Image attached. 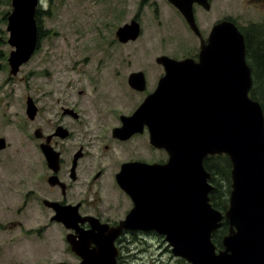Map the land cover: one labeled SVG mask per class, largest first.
Wrapping results in <instances>:
<instances>
[{"label": "water", "instance_id": "obj_1", "mask_svg": "<svg viewBox=\"0 0 264 264\" xmlns=\"http://www.w3.org/2000/svg\"><path fill=\"white\" fill-rule=\"evenodd\" d=\"M39 1H12L8 18V42L15 48L9 58L12 74L36 50ZM185 12L193 26L191 7ZM139 35L135 22L117 31L124 43ZM199 56L198 64L159 57L165 76L158 89L132 117H123L120 136L126 130L135 133L140 122V130L149 129L151 146L166 150L169 159L165 164L124 166L118 184L134 209L122 225L166 236L173 255L190 264H264V112L249 97L253 79L245 37L235 24L225 21L214 27ZM141 77L136 73L131 82L142 83ZM222 155L232 168L225 213L210 203L214 187L204 166L207 158ZM224 219L229 232L218 249L212 236ZM100 251L92 256V264H112L108 239ZM82 264H91L89 258L84 257Z\"/></svg>", "mask_w": 264, "mask_h": 264}, {"label": "flooded vegetation", "instance_id": "obj_2", "mask_svg": "<svg viewBox=\"0 0 264 264\" xmlns=\"http://www.w3.org/2000/svg\"><path fill=\"white\" fill-rule=\"evenodd\" d=\"M256 1L264 8V0ZM160 2L140 0L143 6L152 4L155 7L159 25L165 21L171 27L169 32L164 30L161 41L170 40L175 52L161 56L175 61L191 59L198 63L201 47L208 43L215 26L226 20L239 26L225 16L209 21L202 18L211 15L204 13H210L214 8V0ZM123 5L128 7L127 0H123ZM189 7L194 17L193 26L185 15ZM36 15L40 38L38 12ZM140 20L141 15L137 12L129 23H125L135 22L140 26L138 39L142 34ZM181 33L188 35L189 43L182 41ZM137 40L122 43L118 39L122 45ZM12 51L11 47L9 57ZM185 51L188 53L181 54ZM6 56L4 53L1 57L5 64L0 71L7 73L8 82L12 80L15 83L23 77L20 70L24 65L17 75H12L9 57ZM161 56L155 59V68L161 71L156 76L144 70L122 74L126 75L129 92L136 97L131 105L135 101V104L138 103L130 112L118 110L101 96L86 102L82 90L64 94L55 88L42 91L43 88L27 89L23 95V112H10L14 94H7L10 99L7 106L0 105V108L3 106L0 109V228L5 232H11L12 227L25 230L24 223L28 221L31 231L38 232L35 235H40V239L54 250L50 255L44 254L47 255L44 259L47 264H82L84 257L89 258L92 264V256L96 257L106 239L112 264H132L129 242L145 234L166 241L165 236L154 230L143 231L122 225L133 210L134 203L118 184V175L128 164L151 165L168 161V153L164 149L150 145L147 126L142 130L138 127L135 133L126 130L124 137L118 131L123 126V117H131L144 100L157 90L165 75L164 67L157 62ZM136 73L143 75L142 83L131 82V76ZM0 90L4 91L5 88ZM121 90L124 101L131 98L127 91ZM32 93L36 96L40 94V98L33 97ZM0 101L3 102L2 99ZM30 103L33 110L28 111ZM17 114H21L19 120ZM161 153L165 158H161ZM43 245L47 252L48 247ZM57 254L65 259H57ZM68 256L74 261L69 262ZM100 261L107 262V259L101 257Z\"/></svg>", "mask_w": 264, "mask_h": 264}, {"label": "rangeland", "instance_id": "obj_3", "mask_svg": "<svg viewBox=\"0 0 264 264\" xmlns=\"http://www.w3.org/2000/svg\"><path fill=\"white\" fill-rule=\"evenodd\" d=\"M12 1L0 0V67L5 64L2 55L6 53L8 56L11 50L7 25L13 10ZM153 1L161 3L160 0ZM127 4L128 7L124 6L123 0H40L38 24L41 37L37 51L27 65L21 68V80L8 82L7 73L0 71V89L5 88L4 91L0 90V99L3 100L0 105L7 106L10 101L7 94H14L10 112H23V95L27 89L43 88L42 91L55 88L64 94L82 90L86 102L101 96L104 101L123 112L136 108L137 101L131 105L136 97L129 92L126 75L122 74L144 70L156 76L161 72L155 68L156 57L170 55L175 51L170 40L161 41L165 35L164 30L169 32L171 27L165 21L159 25L152 4L143 6L140 0H127ZM137 12L141 15V37L134 43L122 45L116 33ZM204 14H211L208 17L201 16L206 21L225 16L236 21L250 35L259 32L261 35H256L255 48L264 45V8L256 0H214V8ZM181 34L182 41L189 43L188 35ZM187 53L185 51L181 54ZM261 87L264 90L262 83ZM261 87L260 92L263 93ZM121 88L131 98L124 101L120 94ZM31 95L40 98V94ZM20 117L21 114H17V120ZM160 156L165 158L163 153ZM24 225L25 230L12 227L11 232L0 228V264H47L44 260L47 255L44 254L50 255L54 250L40 239V235H35L38 232L31 231L28 221ZM32 233L34 235L30 236ZM42 242L48 247L47 252ZM129 251L132 264H189L174 257L163 238L151 234L140 235L129 242ZM57 259L65 257L57 254ZM67 260L74 261L70 256Z\"/></svg>", "mask_w": 264, "mask_h": 264}, {"label": "trees", "instance_id": "obj_4", "mask_svg": "<svg viewBox=\"0 0 264 264\" xmlns=\"http://www.w3.org/2000/svg\"><path fill=\"white\" fill-rule=\"evenodd\" d=\"M242 31L246 38L248 64L251 67L254 76V85L250 95L252 99L258 101L262 105L264 111V90L261 87V83L264 85V45H260L259 48H255L256 35L261 34L256 32L253 36L243 29ZM259 85L262 88L263 93L260 92ZM204 166L206 170L213 175L212 182L216 187L215 191H213L210 195L211 203L213 207L225 211L228 208V197L231 192V165L229 159L226 156L210 157L205 160ZM227 225V223H224L222 229L216 232L213 236L214 243L220 248H222V237L228 230Z\"/></svg>", "mask_w": 264, "mask_h": 264}]
</instances>
